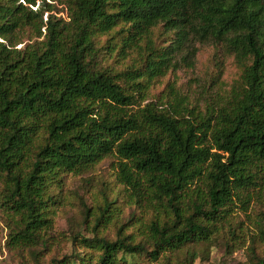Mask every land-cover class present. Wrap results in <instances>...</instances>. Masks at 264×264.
Returning <instances> with one entry per match:
<instances>
[{
    "label": "trees",
    "instance_id": "trees-1",
    "mask_svg": "<svg viewBox=\"0 0 264 264\" xmlns=\"http://www.w3.org/2000/svg\"><path fill=\"white\" fill-rule=\"evenodd\" d=\"M24 35L35 40L17 49ZM194 42L233 56L230 90L201 101L169 83L151 97L192 67ZM109 158L84 206L91 237L73 233L79 252L48 264H193L199 247L241 238L233 212L264 196V0H0L7 248L51 247L70 180ZM258 232L248 252L262 264Z\"/></svg>",
    "mask_w": 264,
    "mask_h": 264
},
{
    "label": "rangeland",
    "instance_id": "rangeland-1",
    "mask_svg": "<svg viewBox=\"0 0 264 264\" xmlns=\"http://www.w3.org/2000/svg\"><path fill=\"white\" fill-rule=\"evenodd\" d=\"M57 8L60 9L62 6ZM57 16L66 20L65 12L58 13ZM155 32L157 34L158 30ZM21 38V44L16 46L17 49L35 40H28L26 35ZM193 45L196 47V53L192 58V67H180L177 71L169 72L165 77L158 79L149 91L151 97L159 96L169 83L191 99L201 101L203 95L219 97L230 90L233 82L240 75V68L236 65L233 56L225 52L220 44L194 42ZM176 59L179 61L180 56ZM113 161V158H109L100 163L92 173L70 180L68 190L64 193L67 203L60 207L55 216L52 229L49 231V235L53 238L52 245L47 250L35 247L32 254L28 250H9L6 246L8 230L0 210V264H48L52 258L78 253L79 248L70 241L71 235L80 232L86 237H91L83 224L84 206L91 205L100 180H111ZM233 219L237 228L236 233L241 238L229 246L224 239L218 238L209 246L199 247V255L193 264H261L258 259L250 256L248 248L251 237L257 236L260 228L264 229V196L262 200L253 202L244 213L235 210ZM225 237L227 238L226 235ZM256 247V253L263 257L264 242L257 243ZM118 257L122 261L120 264H153L136 256L120 254Z\"/></svg>",
    "mask_w": 264,
    "mask_h": 264
}]
</instances>
